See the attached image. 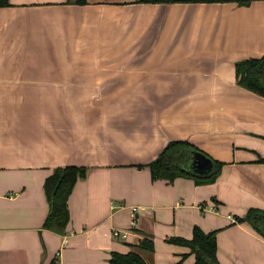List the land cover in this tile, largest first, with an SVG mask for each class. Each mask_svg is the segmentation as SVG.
<instances>
[{"label":"crops","instance_id":"1","mask_svg":"<svg viewBox=\"0 0 264 264\" xmlns=\"http://www.w3.org/2000/svg\"><path fill=\"white\" fill-rule=\"evenodd\" d=\"M262 56L264 0L0 6V264H110L145 238L147 264H195L167 241L195 226L217 231L221 264H264V236L238 219L264 210V96L237 74ZM173 140L211 158L201 176L220 162L215 180H154L147 164ZM66 166L87 175L58 233L44 183Z\"/></svg>","mask_w":264,"mask_h":264},{"label":"trees","instance_id":"2","mask_svg":"<svg viewBox=\"0 0 264 264\" xmlns=\"http://www.w3.org/2000/svg\"><path fill=\"white\" fill-rule=\"evenodd\" d=\"M85 0H80L84 2ZM168 2H223L227 0H167ZM240 5H249L253 0H235ZM9 5V0H0V6ZM239 83L255 93L264 96V56L249 58L237 64ZM201 151L198 147L186 140H173L162 150L156 159L148 163L154 180L165 179L170 182L177 177L195 178L198 183L213 182L217 176L220 162H215L217 170L209 176L196 173L192 162L196 159L195 153ZM207 155V154H205ZM87 175V168L79 166L58 167L48 176L44 189L49 201L50 210L45 220L44 227L58 233H65L70 221L69 197L80 178ZM239 221H246L264 236V210L250 208L245 217ZM168 242L185 245L190 248V254H195V264H221L218 258L217 231H203L195 226L191 239L183 237H169ZM155 245L151 238H145L133 245V250L122 253L112 251L110 264H147L140 251H154ZM189 253L183 254V258Z\"/></svg>","mask_w":264,"mask_h":264},{"label":"water","instance_id":"3","mask_svg":"<svg viewBox=\"0 0 264 264\" xmlns=\"http://www.w3.org/2000/svg\"><path fill=\"white\" fill-rule=\"evenodd\" d=\"M196 159L192 162V166L194 167L195 171L200 172L202 174H208L213 168V161L207 155L196 152L195 153ZM239 217H245L239 216Z\"/></svg>","mask_w":264,"mask_h":264},{"label":"built area","instance_id":"4","mask_svg":"<svg viewBox=\"0 0 264 264\" xmlns=\"http://www.w3.org/2000/svg\"><path fill=\"white\" fill-rule=\"evenodd\" d=\"M142 209L141 206H132L131 207V213H132V224H136V218H137V214L138 212ZM114 235L117 236V237H122V238H125L126 234L125 233H121L120 231L118 230H115L114 231Z\"/></svg>","mask_w":264,"mask_h":264},{"label":"flooded vegetation","instance_id":"5","mask_svg":"<svg viewBox=\"0 0 264 264\" xmlns=\"http://www.w3.org/2000/svg\"><path fill=\"white\" fill-rule=\"evenodd\" d=\"M251 224V223H250ZM252 225V224H251Z\"/></svg>","mask_w":264,"mask_h":264}]
</instances>
